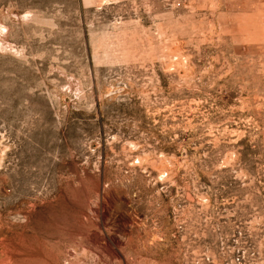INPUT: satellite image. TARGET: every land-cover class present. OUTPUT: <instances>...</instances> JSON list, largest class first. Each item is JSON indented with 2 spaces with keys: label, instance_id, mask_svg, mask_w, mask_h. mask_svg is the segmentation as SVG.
Returning a JSON list of instances; mask_svg holds the SVG:
<instances>
[{
  "label": "rangeland",
  "instance_id": "rangeland-1",
  "mask_svg": "<svg viewBox=\"0 0 264 264\" xmlns=\"http://www.w3.org/2000/svg\"><path fill=\"white\" fill-rule=\"evenodd\" d=\"M0 264H264V0H0Z\"/></svg>",
  "mask_w": 264,
  "mask_h": 264
}]
</instances>
